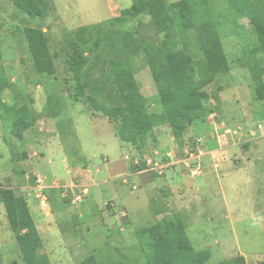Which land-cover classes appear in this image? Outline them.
<instances>
[{"label": "rangeland", "instance_id": "obj_1", "mask_svg": "<svg viewBox=\"0 0 264 264\" xmlns=\"http://www.w3.org/2000/svg\"><path fill=\"white\" fill-rule=\"evenodd\" d=\"M44 1L48 16L33 19L12 0H0V188L19 189L26 197L41 236V253L51 264H76L91 253L100 264H146L139 232L165 216L178 215L196 250L212 252L207 264L239 255L250 264L264 263V102L258 100L245 65L247 50L259 43L249 18L235 20L227 0H192L194 26L173 29L167 40L151 25L149 14L112 23L134 0ZM206 19L216 25L229 71L206 88L211 99L205 119L190 124L182 139L159 124L143 148L122 142L116 134L119 122L75 97L68 57L79 27L94 30L88 48L95 41L101 44V58L92 72L97 84L112 79V60L124 58L118 41L109 39V30H136L142 41H169L174 49L200 59L198 27ZM26 27L46 32L56 77L36 71ZM131 68L148 110L162 113L142 50L132 55ZM51 95L59 102L55 117L46 109ZM23 104L38 112L39 119L19 139L12 134L13 117L5 108ZM134 158H149L164 168L162 175L136 172ZM45 196L47 206L38 201ZM0 264H26L3 204Z\"/></svg>", "mask_w": 264, "mask_h": 264}, {"label": "trees", "instance_id": "obj_2", "mask_svg": "<svg viewBox=\"0 0 264 264\" xmlns=\"http://www.w3.org/2000/svg\"><path fill=\"white\" fill-rule=\"evenodd\" d=\"M19 10L33 19H45L48 7L44 0H12ZM235 14V20L248 17L259 43L247 50L245 65L248 67L255 85L258 100L264 102V0H227ZM196 2L180 0L169 3L167 0H134L129 8L112 18V23L125 24L147 14L157 33L164 32L167 40L172 38L173 29L194 26ZM203 57L198 59L190 53L176 50L167 42L160 44L142 41L133 32L109 30L110 40H117L124 58L110 62L112 79L93 83L92 72L101 54L99 41L91 48L94 30L89 26L79 27L70 42L71 52L68 63L76 83L75 97L93 111L101 113L109 120L119 122L116 131L119 139L126 143L146 146L148 134L159 124H166L176 140L183 138L188 126L196 121H204L207 102L211 99L206 88L220 74L229 71V63L223 50L216 25L212 20H203L198 27ZM25 36L36 71L46 77H56L57 69L50 49L46 32L40 27H26ZM89 50V52H85ZM142 50L157 86L162 113L148 110L147 98L131 68L132 55ZM0 44V63L2 62ZM58 99L50 96L46 109L54 117L59 114ZM11 114L12 134L19 139L24 137L32 124L39 119V113L28 104L17 108L6 107ZM141 159V158H140ZM135 171L148 168L147 159L134 164ZM151 172V170L147 171ZM0 204H3L12 231L26 264H51L49 256L41 253L38 242L41 240L30 205L21 190L0 188ZM146 264H207L212 252L209 249L196 250L191 242L185 223L178 215L165 216L139 232ZM76 264H100L95 254L82 256ZM110 264H127L118 260ZM217 264H246L244 256L223 260ZM261 264H264L263 262Z\"/></svg>", "mask_w": 264, "mask_h": 264}, {"label": "built area", "instance_id": "obj_3", "mask_svg": "<svg viewBox=\"0 0 264 264\" xmlns=\"http://www.w3.org/2000/svg\"><path fill=\"white\" fill-rule=\"evenodd\" d=\"M127 158H129V156H127ZM147 159V164H148V168L147 169H145V170H139V172H147V171H149V170H155L158 174H160V175H162V171H163V167L162 166H159L157 163H155V162H151L150 161V159L149 158H146ZM133 162H134V164H140V158H134L133 159ZM159 169V170H158ZM42 180L39 178L38 179V182L40 183ZM85 194H87V191L85 190ZM76 199H82V195H76ZM42 205L43 204H46V205H43V206H47V204H49V200H48V197L47 196H45V198L44 199H39L38 200ZM46 202H48V203H46Z\"/></svg>", "mask_w": 264, "mask_h": 264}, {"label": "crops", "instance_id": "obj_4", "mask_svg": "<svg viewBox=\"0 0 264 264\" xmlns=\"http://www.w3.org/2000/svg\"><path fill=\"white\" fill-rule=\"evenodd\" d=\"M123 142V141H122ZM126 143V142H125ZM216 151H218V150H216ZM86 191H88L87 193H89V189H85ZM243 256V255H242ZM245 257V256H244ZM245 259H246V264H250L251 262H249L248 260H247V258L245 257Z\"/></svg>", "mask_w": 264, "mask_h": 264}]
</instances>
